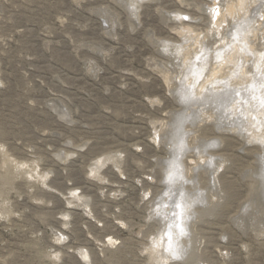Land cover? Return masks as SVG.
I'll use <instances>...</instances> for the list:
<instances>
[{
	"label": "rangeland",
	"instance_id": "374dc122",
	"mask_svg": "<svg viewBox=\"0 0 264 264\" xmlns=\"http://www.w3.org/2000/svg\"><path fill=\"white\" fill-rule=\"evenodd\" d=\"M263 67L264 0H0V264H264ZM178 135L202 198L168 256Z\"/></svg>",
	"mask_w": 264,
	"mask_h": 264
},
{
	"label": "bare ground",
	"instance_id": "6f19581e",
	"mask_svg": "<svg viewBox=\"0 0 264 264\" xmlns=\"http://www.w3.org/2000/svg\"><path fill=\"white\" fill-rule=\"evenodd\" d=\"M136 3V2H135ZM219 11V10H218ZM222 23V22H221ZM219 24V23H218ZM219 27V26H218ZM217 27V28H218ZM221 28V27H220ZM239 34V33H238ZM196 40V39H195ZM173 45V44H172ZM219 45V44H218ZM203 46V45H202ZM236 47V46H235ZM204 49V48H203ZM201 50V49H200ZM202 51V50H201ZM200 51V52H201ZM206 51H207V49H206ZM203 52V51H202ZM219 52V51H218ZM236 52V51H235ZM197 53V52H196ZM244 54V53H243ZM222 55V54H221ZM220 55V56H221ZM199 56H200V54H199ZM207 56V55H206ZM217 56H218V54H217ZM219 56V57H220ZM198 58V57H197ZM199 58H201V57H199ZM224 58H225V56H224ZM226 59V58H225ZM200 60V59H199ZM198 60V61H199ZM193 61V60H192ZM221 61V60H220ZM196 62V61H195ZM259 62V61H258ZM200 63V62H199ZM214 63V62H213ZM234 63V62H233ZM190 64V63H189ZM201 65L203 64L204 65V63H200ZM195 66H197V65H195ZM200 65H198L197 66V68L196 69H198V67H199ZM223 66H224V64H223ZM259 66V65H258ZM187 67V66H186ZM185 67V68H186ZM189 67V66H188ZM187 67V68H188ZM194 67V66H193ZM193 67L190 69V70H193L195 73H197V71L198 70H196V69H193ZM205 67H206V65H205ZM217 67V66H216ZM259 67H261V65L259 66ZM187 68H186V71H187ZM199 68H201V67H199ZM203 68V67H202ZM264 68V67H263ZM259 69V68H258ZM200 70V69H199ZM235 70V69H234ZM189 71V70H188ZM192 71V72H193ZM201 71V70H200ZM233 71V70H232ZM190 72V71H189ZM188 72V73H189ZM187 73V74H188ZM186 74V73H185ZM199 75V74H198ZM247 75V74H246ZM245 75V76H246ZM262 75H263V73H262ZM261 75V76H262ZM196 75H194V76H192L193 77V79L194 78H196L195 77ZM255 76H257V75H255ZM187 77V76H186ZM200 77H201V75H200ZM211 77V76H210ZM228 77V76H227ZM253 77V76H252ZM264 77V76H263ZM185 78V77H184ZM188 78V77H187ZM198 78V77H197ZM204 78V77H203ZM206 78V77H205ZM215 78V77H214ZM221 78V77H220ZM260 78V77H259ZM258 78V79H259ZM247 79V78H246ZM253 79H255V77H253ZM198 80V79H197ZM201 80V79H200ZM207 80V79H206ZM225 80H227L226 78H225ZM229 80V79H228ZM260 81V83H262L261 81L263 80L264 81V79H259ZM195 81H196V79H195ZM203 81H204V79H203ZM212 81V80H211ZM230 81V80H229ZM189 82H191V81H189ZM200 82H202V81H200ZM199 82V83H200ZM213 83L215 82V80L214 81H212ZM217 82V81H216ZM227 82V81H226ZM247 83H249L248 81H246ZM184 84H185V82H183ZM198 83V84H199ZM244 83V85H245V82H243ZM246 83V86L247 85H249V84H247ZM252 83V82H251ZM193 84V83H192ZM201 85H203L202 83H200ZM228 84V83H227ZM235 84V83H234ZM189 85H191V84H189ZM194 85V84H193ZM197 85V84H196ZM226 85V84H225ZM237 85V84H236ZM236 85H235V88H236ZM240 85V84H239ZM251 85H253V84H251ZM260 85V84H259ZM258 85V86H259ZM178 86V85H177ZM185 86V85H184ZM188 86V85H187ZM207 86V84L204 86V87H206ZM224 86V85H223ZM223 86H221V88L223 87ZM227 86V85H226ZM238 86V85H237ZM181 87H182V82H181ZM180 87V88H181ZM197 87V86H196ZM201 87V86H200ZM203 87V86H202ZM203 87V88H204ZM217 87V86H216ZM216 87L214 88V89H216ZM231 87V86H230ZM239 87V86H238ZM245 87V86H244ZM243 87V84H242V87H240L239 89H236V90H234V91H236L237 93V95L236 96H241V94H242V91L245 89ZM248 87V86H247ZM253 87H254V85H253ZM195 88V87H194ZM202 88V89H203ZM207 88H208V86H207ZM206 88V89H207ZM218 88V87H217ZM221 88H220V90H221ZM225 88H229V87H225ZM235 88H233V89H235ZM242 88H244V89H242ZM257 88V87H256ZM197 89V88H196ZM205 89V90H206ZM213 88H211V92L213 91L212 90ZM223 89H224V87H223ZM180 90V89H179ZM183 90L185 91V93H184V95H185V99L187 98V97H189L190 98V101L189 100H187L188 102H189V105H190V102H192V101H194V103H196V102H198V101H205V102H209V103H213V105H215V107H219V108H221L222 106H223V104L225 103V102H229L228 100H227V98H231V96L233 97V95H235L234 93V91H232L233 92V94H232V92L229 90H227V89H224L223 91H221V92H215L214 91V93H212V94H207V95H202V97H196V96H198V95H194V93H192V90H191V88L188 86V87H185V88H183ZM182 90V91H183ZM200 90H201V88H200ZM205 90H203V91H205ZM219 90V89H218ZM240 90V91H239ZM247 90V89H246ZM263 90H264V87H263ZM177 91V90H176ZM181 91V92H182ZM199 91V90H198ZM216 91H217V89H216ZM180 92V93H181ZM193 92H194V90H193ZM251 92V91H250ZM255 92V91H254ZM253 92V93H254ZM196 93V92H195ZM200 93H202V92H200ZM205 93V92H204ZM207 93V92H206ZM252 93V92H251ZM177 94V93H176ZM198 94V93H197ZM245 94V93H244ZM247 94V93H246ZM245 94V95H246ZM249 94V93H248ZM256 94V93H255ZM183 95V94H182ZM183 95V96H184ZM250 95V94H249ZM248 95V96H249ZM251 96V95H250ZM249 96V97H250ZM253 96H254V94H253ZM180 97H181V95H180ZM247 97V96H246ZM246 97H243V98H245V99H248V98H246ZM256 97H257V95H256ZM182 98V97H181ZM184 98V97H183ZM181 99L182 100V102H183V100H185V99ZM238 98V97H237ZM255 98V97H254ZM253 98V99H254ZM258 98H260V96L258 97ZM258 98H257V100H258ZM262 99V98H261ZM198 100V101H197ZM239 100H240V98H239ZM243 100V99H242ZM179 101V100H178ZM196 101V102H195ZM241 101V100H240ZM244 101V100H243ZM249 101V100H248ZM248 101H247V103H248ZM187 102V103H188ZM232 102V101H231ZM254 102H256L255 100H254ZM253 102V103H254ZM180 103H181V101H180ZM184 103V102H183ZM193 103V102H192ZM237 103V102H236ZM239 103H241V102H239ZM244 104V105H248V104ZM186 104V103H185ZM197 104V103H196ZM206 104V103H205ZM233 104H235V103H233ZM242 104V103H241ZM201 105V104H200ZM199 105V106H200ZM225 105V104H224ZM253 105H255V103L253 104ZM252 104L250 105V106H253ZM183 106V105H182ZM187 106V105H186ZM191 107H192V105H190ZM189 106V108H191ZM195 106V105H194ZM198 106V107H199ZM204 106V105H203ZM206 106V105H205ZM210 106V105H209ZM225 106H227V105H225ZM263 106V105H262ZM184 107V106H183ZM182 107V108H183ZM188 107V106H187ZM208 107V106H207ZM206 107V108H207ZM213 106H211L210 108H212ZM214 107V108H215ZM229 107V106H228ZM232 107V106H231ZM240 107V106H239ZM242 107V106H241ZM244 107V106H243ZM246 107H248L249 108V106H246ZM209 108V107H208ZM227 108V107H226ZM260 108V107H259ZM184 111H186V108L184 107ZM192 109H195L194 107L192 108ZM201 109V108H200ZM202 109H203V107H202ZM216 109V108H215ZM214 109V110H215ZM223 109V108H222ZM240 109V108H239ZM188 110H190V109H188ZM196 110V109H195ZM204 110V109H203ZM217 111H218V109H216ZM215 110V111H216ZM221 110V109H220ZM231 110V109H230ZM230 110H228V111H230ZM237 110V109H236ZM242 110V109H241ZM240 110V111H241ZM244 110V109H243ZM249 110H251V108H249ZM201 111V110H200ZM199 111V112H200ZM212 110H210V112H211ZM227 111V112H228ZM247 111V110H246ZM174 112V111H173ZM178 111H176V113H177ZM187 112V111H186ZM193 112V111H192ZM192 112H190V113H192ZM219 112V114H220V112L221 111H218ZM225 112V111H224ZM236 112V111H235ZM255 112V111H254ZM258 112V111H257ZM178 113H181V112H178ZM188 113H189V111H188ZM187 113V114H188ZM205 111H204V116H205ZM212 113V112H211ZM216 113L217 112H215V116H216ZM230 113V112H229ZM228 113V114H229ZM232 113H234V111L232 112ZM242 113H243V111H242ZM247 113V112H246ZM263 113V112H262ZM183 114V113H182ZM182 114H181V116H182ZM196 114V113H195ZM200 114V113H199ZM202 114V113H201ZM222 114H223V112H222ZM225 114V113H224ZM244 114V113H243ZM248 114V113H247ZM250 114V113H249ZM259 114V113H258ZM177 115H179V114H177ZM189 115H191V114H189ZM188 115V116H189ZM198 115V114H197ZM217 115H218V113H217ZM230 115V114H229ZM229 115H227V116H229ZM245 115V114H244ZM251 115V114H250ZM172 116V115H171ZM174 116V115H173ZM185 116V119H186V121H187V119H189V118H187L186 117V115H184ZM191 116H193V115H191ZM190 116V117H191ZM195 116L196 115H194V117L193 118H195ZM201 116V115H200ZM209 116H211V115H209ZM213 116H214V114H213ZM224 116V115H223ZM226 116V115H225ZM226 116V117H227ZM175 117V116H174ZM201 117H203V115L201 116ZM218 117V116H217ZM217 117H215L214 119H216ZM220 117V116H219ZM221 117H222V115H221ZM220 117V118H221ZM177 118V117H176ZM176 118H174V119H176ZM180 118V117H179ZM193 118H191V120L193 119ZM197 118V117H196ZM216 119L217 121H219V120H221V119ZM223 118V117H222ZM244 118V117H243ZM263 118H264V116H263ZM184 119V117H182L181 119H179V120H183ZM212 119V118H211ZM230 119H232L233 120V117L232 118H230ZM229 119V120H230ZM241 119V118H240ZM240 119H238V120H240ZM177 120V119H176ZM175 120V122H176V127L175 128H172V129H174V131L173 132H175V133H173L172 132V130H171V132H172V134L173 135H177V134H180V132H179V130H180V128H179V125H178V121H176ZM224 120V119H223ZM226 120V119H225ZM227 120H228V118H227ZM237 120V119H236ZM257 120V119H256ZM259 120H261V119H259ZM184 121V120H183ZM194 121V120H193ZM196 121V120H195ZM231 121V120H230ZM182 121H180L179 122V124L181 123ZM220 122V121H219ZM224 122V121H223ZM226 122V121H225ZM224 122V123H225ZM233 122V121H232ZM236 122V121H235ZM241 124H242V122H241V120L239 121ZM255 122V121H254ZM260 122V121H259ZM171 123H172V121H171ZM174 123V122H173ZM186 123V122H185ZM194 123V122H193ZM201 123V122H200ZM218 123V122H217ZM227 123V122H226ZM225 123V124H226ZM229 123H231V122H229ZM261 123V122H260ZM183 124V123H182ZM218 124H220V123H218ZM234 124V123H233ZM236 124H237V126H238V123L236 122ZM235 124V125H236ZM181 125V124H180ZM235 125H234V127H235ZM184 127H185V125H183ZM190 126V125H189ZM243 125H241V127H242ZM174 127V126H173ZM181 128H182V125L180 126ZM184 129V128H183ZM198 129V128H197ZM220 129H221V127H220ZM236 129V128H235ZM181 131V130H180ZM184 131H186V130H184ZM189 131V130H188ZM187 132V131H186ZM168 133V132H167ZM185 133V132H184ZM184 133H182V134H184ZM192 133V132H191ZM171 134V135H172ZM188 134V133H187ZM181 135V134H180ZM180 135H178V137H176V139H172L171 137V139L173 140L172 141V143H171V155H169L168 156V158H166L165 160H166V179H167V183H166V185H165V190L163 191V198L165 199H163L164 201H162L161 202V204H165L166 206H164V207H170V209H168V211L165 213V210H164V213L162 212V213H160V211L158 212V214H160L161 216H163L164 218H166L167 220H164V222L166 221V223L164 224L165 226H164V229H165V233L168 235L167 236V240H168V243H167V245L165 244V245H163L164 246V248H162L163 250H162V252L164 253V254H166V253H172V254H180L181 252H185V251H187V250H184L183 249V247L185 246H183V244H181L180 242H179V240L181 239L180 237H181V235H184L185 233H187L188 231V229H187V218L188 217H190V215L193 213V211L192 210H194L193 208L191 209V207H192V205H194L195 203H197V204H199L198 202H199V199L200 198H202L201 196L202 195H200V193L201 192H199V195H200V197L199 196H197V195H192V194H190V192H184V193H180L181 192V190H182V187H183V185L186 183V182H188V180H187V178H184L183 177V175L185 174V172H183L184 170H183V167H182V165H183V163L181 162L182 160H181V157L182 156H184L183 154H184V143H183V138L182 137H180ZM186 135V134H185ZM185 135H183L184 136V138H185ZM194 135V134H193ZM204 135V134H203ZM168 137V136H167ZM175 137V136H174ZM187 137V136H186ZM170 139V140H171ZM262 139V138H261ZM168 140V139H167ZM185 140V139H184ZM206 140V139H205ZM204 141V140H203ZM202 141V142H203ZM211 141V140H210ZM214 141V140H213ZM201 142V141H200ZM205 142V141H204ZM203 142V143H204ZM212 142V141H211ZM216 142V141H215ZM185 143H186V141H185ZM198 143V142H197ZM210 143V142H209ZM214 143V142H213ZM170 144V143H169ZM188 144V143H187ZM189 145V144H188ZM201 145V144H200ZM190 146V145H189ZM203 146V145H202ZM185 148H188L187 147V145L185 146ZM197 148V147H196ZM203 148V147H202ZM205 148H206V146H205ZM214 148V147H213ZM192 149V148H191ZM195 149V148H194ZM193 149V150H194ZM204 149V148H203ZM208 150V149H207ZM186 152V151H185ZM202 152H204V151H202ZM207 152V151H206ZM200 152H198V154H199ZM211 153H213V152H211ZM194 154V153H193ZM201 154H203V153H201ZM207 154V153H206ZM200 155V154H199ZM211 156V155H210ZM213 157V156H212ZM209 158V157H208ZM210 159V158H209ZM206 160V159H205ZM207 161V160H206ZM211 160H209V162H210ZM212 161H214V159L212 160ZM198 162V161H197ZM216 163V162H215ZM210 164L211 163H209V167H211L210 166ZM199 165V164H198ZM212 165V164H211ZM185 167V166H184ZM199 168V167H198ZM201 168V167H200ZM211 169V168H210ZM194 170V169H193ZM196 170V169H195ZM208 170V169H207ZM212 170V169H211ZM165 172V171H164ZM197 172V171H196ZM211 172V171H210ZM213 172H214V170H213ZM264 172V171H263ZM262 172V173H263ZM184 173V174H183ZM194 174H195V172H193ZM211 174H212V172H211ZM214 174V173H213ZM264 174V173H263ZM263 174H262V177H263ZM211 176V175H210ZM213 176V175H212ZM189 178V177H188ZM196 178V177H195ZM197 179V178H196ZM195 179V180H196ZM190 181V180H189ZM198 180H196V182H197ZM192 184V183H191ZM191 184H189V185H191ZM193 185V184H192ZM191 185V186H192ZM196 185V184H195ZM199 185V184H198ZM219 188V187H218ZM200 189V188H199ZM182 191H184V190H182ZM186 191V190H185ZM192 191V190H191ZM194 191V190H193ZM197 191V190H196ZM195 191V192H196ZM203 191V190H202ZM219 191V190H218ZM217 191V192H218ZM195 192H193V193H195ZM198 192V191H197ZM177 194V195H176ZM221 194V193H220ZM161 197H162V194H161ZM175 199H177L176 201H175ZM203 200V199H202ZM201 201V200H200ZM204 202V201H203ZM159 204V203H158ZM191 206V207H190ZM196 206V205H195ZM163 207V206H162ZM157 208V207H156ZM161 209V208H160ZM164 209V208H163ZM163 209H162V211H163ZM192 215H194V213L192 214ZM192 215H191V217H192ZM197 223V222H196ZM163 224V223H162ZM163 229V230H164ZM161 231V230H160ZM159 232V231H158ZM159 234V233H158ZM164 234V233H163ZM163 234L161 233V235L163 236ZM188 234V233H187ZM160 235V234H159ZM161 235L159 236V238L161 237ZM165 235V234H164ZM189 237V236H188ZM156 238V237H155ZM162 238V237H161ZM180 238V239H179ZM184 238V237H183ZM157 241H161V240H157ZM156 241V242H157ZM165 241V240H164ZM183 242V241H182ZM158 243V242H157ZM161 243V242H160ZM181 244V245H180ZM191 244V243H190ZM157 245V244H156ZM159 245H157V247H158ZM162 246V247H163ZM188 245H186V247H187ZM185 247V248H186ZM188 249V248H187ZM183 252V253H184ZM169 253H168V256H169ZM191 253V252H190ZM189 253V254H190ZM171 254V255H172ZM182 254V253H181ZM193 255V254H192ZM190 256H191V254H190ZM189 256V257H190ZM189 261V260H188Z\"/></svg>",
	"mask_w": 264,
	"mask_h": 264
},
{
	"label": "snow or ice",
	"instance_id": "6c2138e0",
	"mask_svg": "<svg viewBox=\"0 0 264 264\" xmlns=\"http://www.w3.org/2000/svg\"><path fill=\"white\" fill-rule=\"evenodd\" d=\"M185 19H187V17H185Z\"/></svg>",
	"mask_w": 264,
	"mask_h": 264
}]
</instances>
